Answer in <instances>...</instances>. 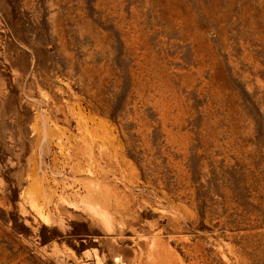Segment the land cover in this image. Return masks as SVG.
<instances>
[{"label": "rangeland", "instance_id": "374dc122", "mask_svg": "<svg viewBox=\"0 0 264 264\" xmlns=\"http://www.w3.org/2000/svg\"><path fill=\"white\" fill-rule=\"evenodd\" d=\"M0 264H264V0H0Z\"/></svg>", "mask_w": 264, "mask_h": 264}]
</instances>
